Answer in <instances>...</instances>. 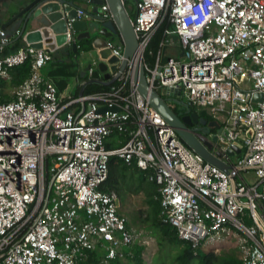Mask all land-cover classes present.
<instances>
[{
	"label": "built area",
	"instance_id": "1",
	"mask_svg": "<svg viewBox=\"0 0 264 264\" xmlns=\"http://www.w3.org/2000/svg\"><path fill=\"white\" fill-rule=\"evenodd\" d=\"M99 13L112 18L107 5ZM133 16L137 48L116 84L66 104L41 74L51 52L25 46L1 56L11 40L0 30V77L32 60L13 101L0 103V264H78L96 249L106 264L124 247L147 246L146 232L127 229L117 194L99 190L111 157L157 185L159 218L179 240L194 249L235 244L240 264H264V0H135ZM88 17L76 11L78 20ZM165 20L171 29L153 51ZM105 48L124 60L113 42ZM138 62L149 89L171 107L221 114L228 148L240 147L235 159L223 151L226 171L188 148L140 95Z\"/></svg>",
	"mask_w": 264,
	"mask_h": 264
},
{
	"label": "water",
	"instance_id": "2",
	"mask_svg": "<svg viewBox=\"0 0 264 264\" xmlns=\"http://www.w3.org/2000/svg\"><path fill=\"white\" fill-rule=\"evenodd\" d=\"M20 0L0 2V30L4 32L5 37L12 38L9 44L23 40L27 46L35 50H46L55 52L66 46H70L74 55L78 54L77 42L98 35V40H102L103 45L95 48L105 47L106 42L117 39L123 45V58L119 69L116 67L110 70L107 65H116L118 60L110 57L108 50H101L100 56L103 62L97 64V70L103 74L105 82L103 86H110L115 83L124 71L127 60L134 57L137 41L131 26V19L126 16L124 5L121 0H29L28 4L15 10ZM79 3L91 6V13H88L94 19V22L88 23L85 20L76 18V11L80 8ZM103 5L109 7L112 15L111 19H104L99 10ZM73 20V22H71ZM70 23V26L67 24ZM70 31L71 36H75L71 44L67 42L66 32ZM95 44V43H94ZM105 55V57H104ZM182 55V53H181ZM166 58L164 59V61ZM92 67L88 65L82 72ZM114 73V76L112 74ZM133 81L137 90L143 98H147L149 105L157 111L161 117L171 126L182 142L193 152L203 158V160L223 171L227 170V165L222 163V153L225 150L226 155L232 158L240 154V147L228 148L230 140L227 132L223 131L222 126L217 121L207 122L199 118L196 113L178 118L170 110L166 102L162 99L161 90L151 91L146 84L143 65L138 62L135 68ZM254 101L258 97L253 98ZM116 111V109H113ZM104 113L105 109H101ZM207 127L215 130L214 134L203 135L199 129L194 126ZM219 138L222 140L220 141Z\"/></svg>",
	"mask_w": 264,
	"mask_h": 264
},
{
	"label": "trees",
	"instance_id": "3",
	"mask_svg": "<svg viewBox=\"0 0 264 264\" xmlns=\"http://www.w3.org/2000/svg\"><path fill=\"white\" fill-rule=\"evenodd\" d=\"M167 29L170 30L171 25L170 22L165 20L161 23V25L153 35L154 37L149 46L151 50H156L157 43L161 40L164 31ZM91 43L92 42H90V40H87V42L81 44L79 47L83 51L88 52L92 49ZM23 47L24 46L21 44V42L19 43V41L8 44L1 52V56L12 54ZM31 70L32 60H28L19 67L7 70V78L0 77V103L6 104L13 100L7 96L6 91L9 89L14 90L24 81H26L31 75ZM74 75H76V71H72L70 69V66L68 65H62L56 67L55 69L48 70L44 68L42 70V76L46 81H51V79L56 77H62L65 80V78H67L68 76ZM111 86L112 85L106 87L101 84H91L85 90V94L89 95L96 92L106 91ZM162 99L166 102L170 110L178 118L196 113L199 118H203L207 122L215 121L212 118H208L204 113L197 112L192 108L183 107L179 103L171 107L169 105L170 100L168 98L162 96ZM210 131L215 132L214 129ZM105 147L106 149L112 148L109 147L106 143ZM49 164L50 159H47L45 170L49 168ZM47 180H49L48 176ZM99 190L103 192L114 191L117 194L119 201H123V197L126 193L135 195L138 193H144L145 202L148 207V214L144 217V219L150 221L152 227L160 232L162 241L171 244L175 243V245H178L181 248L180 253L174 261L176 264H192L194 261H196V264H240V261L235 252L224 255L218 254L216 252L218 249H194L188 242L179 240L176 231L170 226L165 225L159 218L160 200L157 185L154 182H149L143 172L137 170L135 167L125 166V164H122V162L116 157H111L109 159L107 177L105 182L99 187ZM126 227L127 229H131L128 223ZM145 255L147 254L144 245L141 243H136L128 248L124 247L121 259L117 258L114 260H109L106 261V264H128L132 262L135 264H146L147 262L144 258ZM105 260L106 257L104 253L100 251V249H96L94 251L88 252L87 259L84 262H79L78 264H105Z\"/></svg>",
	"mask_w": 264,
	"mask_h": 264
},
{
	"label": "crops",
	"instance_id": "4",
	"mask_svg": "<svg viewBox=\"0 0 264 264\" xmlns=\"http://www.w3.org/2000/svg\"><path fill=\"white\" fill-rule=\"evenodd\" d=\"M3 1L5 0H0V2H3ZM6 1H12V0H6ZM28 2L29 0H20L18 3V7L15 10L17 11L19 8L27 5ZM123 5H124L125 12H126V16H128L131 20H133L134 18L133 15H135V0H127L125 1ZM79 7L87 13H91L92 7L90 5L87 6L84 3H79ZM85 21H87L88 23H92L94 22V19L91 16H89L87 19H85ZM75 36H72V38H75ZM13 38H15V35L12 38H10V40H12ZM89 40L90 42H92L91 43L92 49L90 51L88 52L83 51L79 47L78 54L74 55L70 46L63 47L61 49L56 50L55 52H51L52 60L44 67L48 70V69H55L58 66L68 65L70 66V69L72 71L73 70L76 71V75L68 76L67 78H65V80L62 77H58V78L56 77V78L51 79L50 81L57 89L58 98L60 99L62 104H66L70 100H75L82 96H86L87 94H85V90L87 89L89 85L91 84L97 85V84H101L105 82V80L103 79V74H101L97 70V64L100 62H103L106 65L108 64L107 61L106 60L104 61L100 56V51L105 50L106 48L102 47V48L97 49L94 47V45L101 47L104 41L98 40V35L92 36ZM110 41L113 42L116 46L122 48L123 50L122 43L118 42L117 39L110 40ZM20 42L24 47L27 46L23 40H20L19 43ZM85 42H87V39L77 42V45L80 46L81 44ZM109 58H111V56L108 57V59ZM93 64H96V66L94 68L93 75L91 77H89L88 72H85L84 75H81L83 70L88 65L92 66ZM107 66L109 67V72H110V70H113L115 67L119 69L120 63H117L116 65H114V67L113 65H107ZM113 76H114V73L112 74L111 77ZM14 90H12V93H14ZM6 94L10 99H14L13 94L9 95L7 92ZM82 107L83 106L80 104L72 105L70 109H73L74 111L77 112ZM212 133L214 134L215 132H212ZM121 139H122V144H123V142L126 140L124 136H122V138L111 137L110 139L106 141V144L109 147L115 148V146H118L119 140L121 141ZM232 159H235V157H232Z\"/></svg>",
	"mask_w": 264,
	"mask_h": 264
},
{
	"label": "rangeland",
	"instance_id": "5",
	"mask_svg": "<svg viewBox=\"0 0 264 264\" xmlns=\"http://www.w3.org/2000/svg\"><path fill=\"white\" fill-rule=\"evenodd\" d=\"M6 92L9 95L13 94L12 90L10 89ZM195 110L197 112L204 113L208 118H212L215 121L216 118H218L219 122L223 121V118H221V114H217L216 116H214L211 114L209 108H197ZM119 214L126 220L131 230L135 232H146L147 235L151 238V242H149L147 246H144L147 254L144 257L147 262L146 264H176L174 261L180 253L181 248L178 245H175V243L171 244L162 241L160 232L152 227L150 221L144 219V217L148 214V207L145 202L144 193H138L136 195L126 193L123 197V201H119ZM203 249L209 250L205 247ZM215 249H218L216 251L218 254L224 255L235 252L238 259L240 258L238 249L235 244H230L228 246H219ZM128 264L135 263L132 262ZM192 264H196V261H194Z\"/></svg>",
	"mask_w": 264,
	"mask_h": 264
},
{
	"label": "flooded vegetation",
	"instance_id": "6",
	"mask_svg": "<svg viewBox=\"0 0 264 264\" xmlns=\"http://www.w3.org/2000/svg\"><path fill=\"white\" fill-rule=\"evenodd\" d=\"M194 129H199V132L203 135H210V134H213L210 129H208L207 127H200L199 125L197 126H194L193 127Z\"/></svg>",
	"mask_w": 264,
	"mask_h": 264
}]
</instances>
